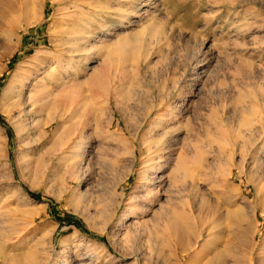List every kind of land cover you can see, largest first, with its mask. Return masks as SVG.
<instances>
[{
  "label": "rangeland",
  "instance_id": "1",
  "mask_svg": "<svg viewBox=\"0 0 264 264\" xmlns=\"http://www.w3.org/2000/svg\"><path fill=\"white\" fill-rule=\"evenodd\" d=\"M178 262L264 264V0H0V264Z\"/></svg>",
  "mask_w": 264,
  "mask_h": 264
},
{
  "label": "bare ground",
  "instance_id": "2",
  "mask_svg": "<svg viewBox=\"0 0 264 264\" xmlns=\"http://www.w3.org/2000/svg\"><path fill=\"white\" fill-rule=\"evenodd\" d=\"M54 1H58V0H54ZM60 1V0H59ZM108 62V61H107ZM108 68V67H107ZM106 74V73H105ZM110 74V73H109ZM95 75V74H94ZM98 75V74H97ZM50 82H52V81H50ZM56 83V82H55ZM51 84H53V82L51 83ZM48 85V84H47ZM49 86V85H48ZM45 88V87H44ZM41 91V90H40ZM48 91H52V90H48ZM47 90H46V92H48ZM42 92V91H41ZM53 92V91H52ZM40 93V92H39ZM45 93V92H44ZM50 93V92H49ZM54 93V92H53ZM60 93V92H59ZM38 94V93H37ZM41 94V93H40ZM45 94H47V93H45ZM45 94H42V95H44L45 96ZM47 95H49V94H47ZM41 96V95H40ZM65 96V94L64 93H61V95H59V96H57V98L58 99H56V101L58 100V103L59 102H61V100H63V98L66 100V98L64 97ZM67 96V95H66ZM48 97V96H47ZM43 98V97H42ZM53 98V97H52ZM34 99V98H33ZM41 99V98H40ZM44 99H46V98H44ZM46 100H48L49 101V99L47 98ZM38 101V100H37ZM42 101H44L43 99H42ZM55 101V102H56ZM45 102V101H44ZM66 102V101H65ZM65 102L63 101V103L62 104H64V110H65ZM49 103V102H48ZM52 103H53V100H52V102H51V105H52ZM51 105H49V106H51ZM68 105H69V103H68ZM56 106V105H55ZM61 106V105H60ZM39 107H40V105H39ZM53 107V106H52ZM67 107V106H66ZM51 108V107H50ZM57 108V107H56ZM60 108V107H59ZM69 108V107H68ZM67 109V108H66ZM151 109H153V108H151ZM59 111V110H58ZM61 111V110H60ZM52 112V111H51ZM151 112H152V110H151ZM58 113V112H57ZM66 113H67V111H66ZM65 113V114H66ZM146 114H148L147 116H149L150 114L149 113H146ZM146 114H145V116H146ZM48 116V115H47ZM162 116V115H161ZM49 118H48V120L46 121V122H44V124H43V127H45V128H47L48 126H50L54 121H58V120H61L63 117H64V114H62V115H57V114H55V115H52L51 117L50 116H48ZM158 118H160V117H158ZM158 118H157V120H158ZM62 121V120H61ZM59 122V121H58ZM61 123V122H60ZM159 124V123H158ZM38 126V125H37ZM40 127H41V125H40ZM41 140V139H40ZM60 145V144H59ZM259 184H261L260 183V181H258V182H256V188L258 189L257 190V192H259V190H261L262 188L260 187L259 188ZM24 212H26V211H24ZM33 216V215H32ZM234 218L236 219L235 220V224L237 225V236L239 235V239H240V243H239V245L236 247V249H235V251H237V253L238 254H241V253H243V252H247V248H249V246H250V240H249V238H248V231H251V229L252 228H254L253 227V224L251 223V222H247V215L241 210V209H239V210H237L236 211V214L234 215ZM236 229V228H235ZM253 232V231H252ZM182 243H183V237L181 236V235H176V237L171 241V244H172V249H173V251H174V253L176 254V256L178 257V260H179V262H181V258L183 257V256H185L190 250H191V247L189 246V245H187V246H182L181 247V245H182ZM251 254H252V252H251ZM216 258V257H215ZM219 259H221L220 257H219ZM179 262L178 263H176V264H179Z\"/></svg>",
  "mask_w": 264,
  "mask_h": 264
}]
</instances>
